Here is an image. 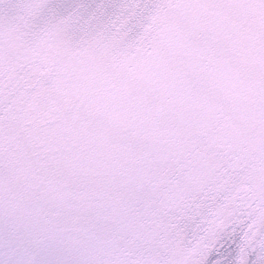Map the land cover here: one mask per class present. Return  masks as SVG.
I'll list each match as a JSON object with an SVG mask.
<instances>
[{
  "label": "snow or ice",
  "instance_id": "1",
  "mask_svg": "<svg viewBox=\"0 0 264 264\" xmlns=\"http://www.w3.org/2000/svg\"><path fill=\"white\" fill-rule=\"evenodd\" d=\"M0 264H264V0H0Z\"/></svg>",
  "mask_w": 264,
  "mask_h": 264
}]
</instances>
